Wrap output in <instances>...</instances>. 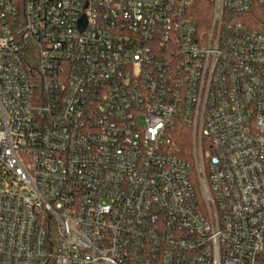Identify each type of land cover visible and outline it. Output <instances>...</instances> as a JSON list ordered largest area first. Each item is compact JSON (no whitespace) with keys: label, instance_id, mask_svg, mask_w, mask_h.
<instances>
[{"label":"built area","instance_id":"2783aa9c","mask_svg":"<svg viewBox=\"0 0 264 264\" xmlns=\"http://www.w3.org/2000/svg\"><path fill=\"white\" fill-rule=\"evenodd\" d=\"M263 254L264 0H0V264Z\"/></svg>","mask_w":264,"mask_h":264},{"label":"trees","instance_id":"16d2710c","mask_svg":"<svg viewBox=\"0 0 264 264\" xmlns=\"http://www.w3.org/2000/svg\"><path fill=\"white\" fill-rule=\"evenodd\" d=\"M210 9L205 4L194 6L192 14L194 21L198 24L208 20ZM192 131L183 124L177 123L172 132V152L181 158L191 159L192 157ZM264 264V254L262 256Z\"/></svg>","mask_w":264,"mask_h":264}]
</instances>
